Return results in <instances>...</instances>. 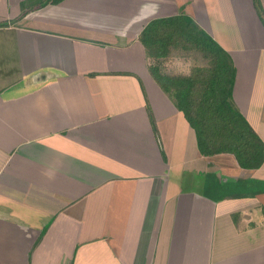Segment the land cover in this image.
Segmentation results:
<instances>
[{"label": "crops", "instance_id": "obj_1", "mask_svg": "<svg viewBox=\"0 0 264 264\" xmlns=\"http://www.w3.org/2000/svg\"><path fill=\"white\" fill-rule=\"evenodd\" d=\"M179 16L231 58L233 103L264 144L252 1L0 0V264H264V161L202 156L149 73L141 33ZM178 56L198 64L173 72ZM200 64L173 50L159 73Z\"/></svg>", "mask_w": 264, "mask_h": 264}, {"label": "trees", "instance_id": "obj_2", "mask_svg": "<svg viewBox=\"0 0 264 264\" xmlns=\"http://www.w3.org/2000/svg\"><path fill=\"white\" fill-rule=\"evenodd\" d=\"M256 11L264 24L258 5ZM2 26L6 23H0ZM139 40L155 63L149 66V73L193 129L200 154H230L240 168L259 169L264 161V144L233 103L235 70L229 55L185 16L151 22ZM173 50L196 55L201 64L187 76L160 74L159 60Z\"/></svg>", "mask_w": 264, "mask_h": 264}, {"label": "rangeland", "instance_id": "obj_3", "mask_svg": "<svg viewBox=\"0 0 264 264\" xmlns=\"http://www.w3.org/2000/svg\"><path fill=\"white\" fill-rule=\"evenodd\" d=\"M249 1H252V3L254 4V6L257 7L258 5V1L257 0H249ZM257 12V11H256ZM247 15V14H246ZM248 19H244L242 18V21H243V24H246L248 25V31H250V33H253V34H256L257 31H258V24L259 22H261V24H263V21L259 19V17H257L256 19L258 20V22L256 23L255 21H252L251 19H249V17H247ZM264 25V24H263ZM259 33V32H258ZM249 34V32H248ZM197 60V59H190V58H187V57H177L176 60H173L171 64H169V66H171L172 68V71L173 72H187L189 70V68L194 65V64H198V63H195L194 61Z\"/></svg>", "mask_w": 264, "mask_h": 264}]
</instances>
